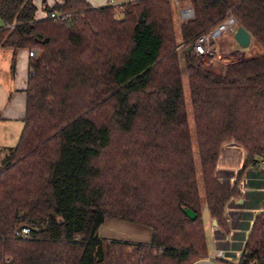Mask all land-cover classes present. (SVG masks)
<instances>
[{"label":"trees","instance_id":"obj_1","mask_svg":"<svg viewBox=\"0 0 264 264\" xmlns=\"http://www.w3.org/2000/svg\"><path fill=\"white\" fill-rule=\"evenodd\" d=\"M182 1L193 15L177 33L170 0H63L42 18L34 0H0V46L37 50L23 129L0 158V264H191L208 254L204 202L229 231L241 192L216 175L221 148L247 153L237 179L264 157V0ZM231 14L263 53L215 69L187 48L198 170L178 46ZM106 218L148 226L151 239H102ZM255 256L264 264V212L243 264Z\"/></svg>","mask_w":264,"mask_h":264},{"label":"crops","instance_id":"obj_2","mask_svg":"<svg viewBox=\"0 0 264 264\" xmlns=\"http://www.w3.org/2000/svg\"><path fill=\"white\" fill-rule=\"evenodd\" d=\"M62 1L43 0L41 5H44L45 10L46 6H53ZM88 1L93 6H102L110 2V0ZM34 2L36 4L37 0H34ZM41 5L37 6L36 4L37 7ZM46 14L47 11L42 14L37 10L36 18H42ZM179 15L182 18L180 12ZM2 25H4L3 20L0 23V26ZM212 46L215 49L213 42ZM29 52L30 50L27 48L13 49L0 46V158L4 155L7 147L17 144L24 126L27 104L26 89L31 59ZM219 52L225 58L222 51ZM13 62L14 69L12 70ZM213 67L215 69L221 68V62L214 60ZM245 153L242 147L234 143L224 144L220 151L216 175L219 180L229 187L237 182L241 196L230 200L227 204L228 232L219 229L213 220L211 233L214 248L216 246L240 248L237 244L243 245L245 242L247 230L252 227L255 216L260 212H264V164L261 163L263 158L255 165L244 169L240 178L237 179L240 170L244 166ZM98 234L100 238L107 240L146 243L151 239L152 230L150 227L139 223L106 218L100 225Z\"/></svg>","mask_w":264,"mask_h":264},{"label":"rangeland","instance_id":"obj_3","mask_svg":"<svg viewBox=\"0 0 264 264\" xmlns=\"http://www.w3.org/2000/svg\"><path fill=\"white\" fill-rule=\"evenodd\" d=\"M117 3H121L127 0H115ZM43 2V0H37V6ZM182 5H176L174 2H172V8L174 11V21H175V28L177 33L180 31V23L185 19H182L179 15V7ZM37 10L43 14L44 11V5H41L40 7H37ZM0 23H2V19L0 17ZM237 28V27H236ZM235 29V27H234ZM234 33L235 31L232 32V30L228 29L225 31L221 36L213 40V44L215 45V49L218 51H222L223 58L222 60H225L227 63L228 62H233L236 61L245 55L247 56H252V55H257L263 53V48L261 45H259L253 38H251L250 44L242 48L239 46V44L234 40ZM213 47V46H212ZM187 48H189V45L182 43L181 47L178 49V54H179V63L180 67L182 69V75H183V87H184V95L187 103V108H188V120L189 124L192 128V134H193V145L195 148V162L196 166L199 170L200 168V159L198 152L196 150V142H195V136H194V131H193V116L191 112V100H190V93H189V86H188V80H187V72H186V60H185V53L187 51ZM34 49V48H33ZM225 54V55H224ZM200 60H202L205 64H210L213 61L208 58L207 56H197ZM229 57V59H227ZM261 160V159H260ZM199 181H200V193L202 196H204V189H203V184L201 180V176H199ZM202 217L204 220V226H205V235H206V240H207V248H208V254L207 256H211L214 253V245H213V239H212V233H211V227H212V222L213 219H211L209 210L204 202L203 206V211H202ZM217 226V225H216ZM239 247H241L242 244H237ZM200 259V258H199ZM195 261V260H194ZM193 261V262H194ZM200 264H209L207 262H201Z\"/></svg>","mask_w":264,"mask_h":264},{"label":"built area","instance_id":"obj_4","mask_svg":"<svg viewBox=\"0 0 264 264\" xmlns=\"http://www.w3.org/2000/svg\"><path fill=\"white\" fill-rule=\"evenodd\" d=\"M171 4L174 2L176 5H182L179 7V12L181 13L182 18L187 19L193 15V8L191 5L182 0H170ZM112 4H118L114 0H110ZM52 17H56L58 19H66L68 14H60L58 12H52ZM238 26V22L236 18L231 14L220 21L217 25L213 26L209 30L205 31L204 33L200 34L191 44L190 48L194 51L197 56H207L211 60H217L223 62L224 64L227 63L225 60H222V54L212 47V42L214 39L221 36L225 31L228 29L236 31V27ZM235 27V29H234ZM182 44L178 46V49L181 47ZM30 56L36 55V49H32L29 52ZM261 163L264 164V157L261 160ZM220 229V228H219ZM251 229V228H250ZM30 231L28 227H23L19 232L22 235L27 234ZM250 230H247V236ZM247 240V238H246ZM245 242L240 248H231L228 246H216L214 248V253L211 256H205L203 258L197 259L191 264H200L201 262H207L209 264H243L244 258L243 253L245 249ZM261 259L259 257H253L249 264H261Z\"/></svg>","mask_w":264,"mask_h":264},{"label":"water","instance_id":"obj_5","mask_svg":"<svg viewBox=\"0 0 264 264\" xmlns=\"http://www.w3.org/2000/svg\"><path fill=\"white\" fill-rule=\"evenodd\" d=\"M234 40L239 44L240 47L245 48L251 42V34L245 27L238 25L234 33ZM245 157H247V153H245ZM184 210L191 219L196 217V213L190 208L185 207ZM214 223L216 224V220H214Z\"/></svg>","mask_w":264,"mask_h":264}]
</instances>
